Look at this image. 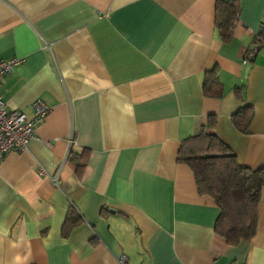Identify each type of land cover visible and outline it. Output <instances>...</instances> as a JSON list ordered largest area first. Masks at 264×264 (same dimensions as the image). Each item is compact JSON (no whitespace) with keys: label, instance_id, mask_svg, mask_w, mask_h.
<instances>
[{"label":"crops","instance_id":"1","mask_svg":"<svg viewBox=\"0 0 264 264\" xmlns=\"http://www.w3.org/2000/svg\"><path fill=\"white\" fill-rule=\"evenodd\" d=\"M231 1L0 0V59L25 60L0 96L29 118L37 100L51 108L0 164V264H264V190L256 234L232 245L178 163L205 129L264 168L263 47L243 63L264 0H238L233 29ZM213 67L222 99L203 92ZM244 108L247 133L233 122Z\"/></svg>","mask_w":264,"mask_h":264},{"label":"trees","instance_id":"2","mask_svg":"<svg viewBox=\"0 0 264 264\" xmlns=\"http://www.w3.org/2000/svg\"><path fill=\"white\" fill-rule=\"evenodd\" d=\"M231 2L234 8L230 20L233 29L238 0ZM232 29L223 31L224 41L232 38ZM203 92L209 98L224 97V85L217 67L205 74ZM250 121V108H244L233 116L234 124L243 133H247ZM216 124V117H210L208 127L213 128ZM178 163L192 171L198 193L215 201L219 209L216 234L232 245L252 239L256 234L258 208L264 190V168L252 170L242 166L237 155L205 129L198 136L183 141ZM72 215L65 224L66 234L75 224L76 219Z\"/></svg>","mask_w":264,"mask_h":264},{"label":"built area","instance_id":"3","mask_svg":"<svg viewBox=\"0 0 264 264\" xmlns=\"http://www.w3.org/2000/svg\"><path fill=\"white\" fill-rule=\"evenodd\" d=\"M259 46L248 52L243 63L247 64L260 50L264 49V26L261 34L257 36ZM22 58L0 59V86L4 78L13 73L17 67L24 63ZM33 118L27 117L23 112L11 110L0 96V164L10 152H23L27 150L30 141L37 139V126L44 122L51 112L50 106L43 100H37L33 106ZM120 264H126L120 259Z\"/></svg>","mask_w":264,"mask_h":264}]
</instances>
